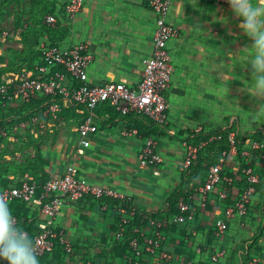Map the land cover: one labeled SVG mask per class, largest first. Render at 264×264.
Wrapping results in <instances>:
<instances>
[{
	"label": "crops",
	"instance_id": "crops-1",
	"mask_svg": "<svg viewBox=\"0 0 264 264\" xmlns=\"http://www.w3.org/2000/svg\"><path fill=\"white\" fill-rule=\"evenodd\" d=\"M65 1L0 0V83L26 69L34 72L43 63L41 45L47 43L64 49L85 46L93 57L87 70L90 84L123 83L138 89L156 31L157 19L148 0H84L75 18L64 14ZM49 15L57 17L55 27L45 24ZM168 21L178 35L169 42L173 74L167 93V125L158 126L140 116L124 117L102 105L94 117L98 131L91 137V145L82 149L78 128L88 117L84 107L61 101L60 120L42 129L39 124L44 121L47 102L34 113L21 108L24 104L19 102L4 103V111L12 115L2 128L6 135H0V167L8 166L12 174L25 170L6 177L11 188L30 180L41 185L61 178L69 166H75L90 186L125 197L139 214L160 216L169 211V202L182 190L198 212L195 219L179 224L170 220L178 214L162 219L164 224L169 218V226L163 227L168 230L163 251L172 255V264H264V149L253 150L254 144H264V113L254 114L259 110L257 98L245 89L251 82L246 50L252 41L230 5L217 0H173ZM73 84L68 77L65 85ZM26 115L34 116L22 121ZM131 129L139 133L126 135ZM226 129H233L238 140L222 173L233 181L231 196L221 202L213 192L203 203L199 191L209 168L198 171L196 165L190 175L182 173L184 141L199 130L208 135ZM147 136L156 141L162 159L159 165L142 163ZM35 146L43 153L42 167L30 164L39 155ZM246 167L258 175L259 183L248 216L239 218L227 206L236 203L246 186L242 172ZM4 188L0 184V190ZM122 204L118 199L100 201L91 196L67 201L56 225L75 253L68 255L60 249L39 259L40 264H127L124 252L117 254L111 248ZM21 206L14 203L9 207L14 217H22L24 228L33 237L45 226L44 217L35 202L25 209ZM222 223L226 229L219 234ZM143 231L149 236L154 233L149 224ZM215 252L224 255L214 261ZM140 260L152 264L147 252Z\"/></svg>",
	"mask_w": 264,
	"mask_h": 264
},
{
	"label": "built area",
	"instance_id": "built-area-1",
	"mask_svg": "<svg viewBox=\"0 0 264 264\" xmlns=\"http://www.w3.org/2000/svg\"><path fill=\"white\" fill-rule=\"evenodd\" d=\"M83 2L84 0H66L63 6L64 14L75 18L81 12ZM172 2L173 0H148L149 8L157 19L156 31L153 51L151 56L144 60V77L138 89H130L123 83L92 85L89 83L87 70L93 57L86 53L85 46L64 49L44 43L40 48L43 63L38 65L34 72L26 69L14 79L0 83V97L6 100L5 104L14 101L27 104L36 95L43 94L48 99L43 113L44 121L40 124L38 119L32 121L39 124L42 129L49 128L60 120L61 101L73 106L84 107L88 117L80 123L78 128L82 149L91 145V137L98 131L94 117L96 109L102 105L111 106L124 117L140 116L155 125H167V93L171 86L173 74L169 42L178 35L177 29L168 21ZM217 2L221 5L229 4L228 0H217ZM45 24L48 27H55L58 24V19L54 15H49L45 19ZM68 77H71L76 84L66 86L65 81ZM228 130L230 129L208 135L199 130L193 136L188 137L184 141L185 158L181 167L182 173L186 176L190 175L193 167L197 165L200 154L212 143L222 141L224 132ZM138 133L137 129H131L126 132V135L134 136ZM0 135H6V131L2 128H0ZM197 137L204 138L197 139ZM228 138L232 146L231 149H235L236 133L230 132ZM145 142L146 145L141 154L143 165H159L162 159L156 152L154 137L147 136ZM263 149L264 144L261 143H256L253 146L254 151ZM228 155V152H224L218 161L209 167L206 182L199 191L203 203L207 201L208 195L213 192H217L221 202L226 201L231 196L229 185L233 181L222 176ZM262 158L264 159V155ZM242 172L245 176L246 186H244L245 188L236 203L228 205L227 208L231 215L236 213L239 218H246L249 214L251 197L259 183V177L249 167L243 168ZM86 196H91L96 200L114 198L122 201L123 204L119 209V228L113 235L112 245L121 242L138 211L133 206L128 205L129 202L125 197L114 191L90 186L80 176L75 166H69L61 178H53L45 182L40 193L39 185L32 180L24 181L21 187L0 190V199L5 200L8 204L16 201L37 203L39 212L45 220V226L34 233L32 237L37 246L38 257L54 253L58 249H63L68 255L75 253L74 248L66 243L65 233L57 229L56 221L67 201L78 202ZM178 209L180 214L170 219L171 222L178 224L195 219L198 212L197 208L190 205L188 198L179 202ZM167 212L168 209L160 214ZM141 215L148 220L154 233L149 236L145 231L139 228L135 229L138 236L131 241L129 252L123 256L126 263L142 264L140 256L143 252H147L152 264H171L172 255L162 250L166 240L165 233L162 231L163 221L155 218L156 214L154 213L146 212ZM15 222L18 226L21 224L16 217ZM225 229V223L219 225V234L223 233ZM223 255V252H215L212 260L218 261Z\"/></svg>",
	"mask_w": 264,
	"mask_h": 264
},
{
	"label": "clouds",
	"instance_id": "clouds-1",
	"mask_svg": "<svg viewBox=\"0 0 264 264\" xmlns=\"http://www.w3.org/2000/svg\"><path fill=\"white\" fill-rule=\"evenodd\" d=\"M240 28L251 39L252 46L246 57L251 66V82L245 88L257 98L259 110L264 113V0H228ZM226 23V21H223ZM35 241L15 222L8 203L0 199V264H40Z\"/></svg>",
	"mask_w": 264,
	"mask_h": 264
},
{
	"label": "trees",
	"instance_id": "trees-1",
	"mask_svg": "<svg viewBox=\"0 0 264 264\" xmlns=\"http://www.w3.org/2000/svg\"><path fill=\"white\" fill-rule=\"evenodd\" d=\"M1 10V9H0ZM1 12V11H0ZM3 13V11L1 12ZM48 99L43 95V94H38L36 95L30 103L28 104H24L21 106V108H23L24 110L26 111H30V113H34L35 109H39V107H42L44 105L45 102H47ZM6 102V100H4L2 97H0V127L1 128H5L9 123H8V118H10V112H5L4 111V103ZM34 115H30V116H24L21 118V120H25V121H29L31 118H33ZM230 132H234L233 129H230L228 130L227 132H224V137H223V140L220 141V142H214L212 143L211 145H209L207 147V149L205 151H203L201 154H200V157L198 159V162H197V166H198V171L201 169V170H206L207 168H209L211 165L215 164L218 159L221 157V155L224 153V152H231V148L232 146L230 145V142H229V138H228V134ZM201 138H204V137H197V139H201ZM238 140L236 138V144H237ZM36 147V151L37 153L39 154L37 156V159L36 160H32L30 161V164H37V165H40V167H42V165H44V162H43V153L42 151L39 149V147L35 146ZM6 168H7V171H6ZM8 166H4L3 167H0V184L4 185L6 188H9V184H8V181H7V178L6 177H9L13 174H21L23 173V171L25 170H20L19 173H13L8 171ZM47 182V181H46ZM45 183V182H44ZM43 183V184H44ZM39 185V193L42 191V185ZM188 198V194H186L185 192H183L182 190L177 193L176 195H174L173 199L169 202V213L168 214H159L155 216V218L159 219V220H162L165 216H169L171 214H179V210H178V204L179 202L182 200V199H187ZM103 201L106 200V198H103L102 199ZM100 200V201H102ZM14 203H21V207H23L25 209L26 205L28 203L26 202H22V201H16V202H11L9 203L8 205L9 206H12L14 205ZM118 203V202H117ZM16 218L19 220V222H21V224L19 225V227L24 230L30 238H32V234H30L27 229H25V223L23 224L22 222V217L21 216H17L16 215ZM148 220L143 218L141 214H137V216L134 218V220L131 222L130 226H129V229L127 231V233L125 234L123 240L119 243H117L116 245H113L111 246L112 250L116 251L117 254L119 253H122L124 252L123 254H127L129 252V249H130V244H131V241L138 236V234L135 233V229L136 228H139L141 230H143L144 228H147L148 227ZM164 225L166 227L169 226V218L167 217V220H166V223H164ZM164 226V227H165ZM119 228V227H118ZM163 229V228H162ZM118 231L117 227L114 231V233H116ZM166 231H168L167 229H163V232L166 233ZM114 239V237L112 236V240ZM163 247H164V243H163V246H162V250H163ZM60 250V249H58ZM58 250H56L54 253H56ZM54 253H51V254H46L42 257H38L39 259L41 258H44V257H49L50 255L54 254ZM123 255V256H124ZM171 264H172V261H171Z\"/></svg>",
	"mask_w": 264,
	"mask_h": 264
}]
</instances>
